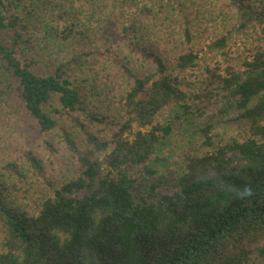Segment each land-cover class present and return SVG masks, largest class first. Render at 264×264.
<instances>
[{
  "label": "trees",
  "instance_id": "1",
  "mask_svg": "<svg viewBox=\"0 0 264 264\" xmlns=\"http://www.w3.org/2000/svg\"><path fill=\"white\" fill-rule=\"evenodd\" d=\"M204 3L0 0V264H264V0ZM11 127L77 163L34 213Z\"/></svg>",
  "mask_w": 264,
  "mask_h": 264
},
{
  "label": "rangeland",
  "instance_id": "2",
  "mask_svg": "<svg viewBox=\"0 0 264 264\" xmlns=\"http://www.w3.org/2000/svg\"><path fill=\"white\" fill-rule=\"evenodd\" d=\"M206 0H196L197 4H203V7L208 6L205 4ZM209 0H207L208 2ZM216 0L217 5L224 6L225 0ZM224 11H228V8L224 6ZM111 90L108 92L106 97L105 105H99V111L108 117L106 123H93L89 125V129L94 131L100 137H108L110 133L117 128L118 122V110L117 104L121 96V91L126 89L127 82L118 81L113 83ZM98 105V104H97ZM236 112L231 111L227 115V119L219 118L215 132H220L224 134H231L238 130L237 124L234 121H229L234 117ZM106 120V119H105ZM227 126H232L228 128ZM13 136L11 137V143L6 146L4 149L5 152L9 153L10 157L17 158L20 163L27 165L28 163L20 157L22 151L26 148L33 150L43 161L44 168L46 169V177L43 175H35L30 170H26L28 185V194L22 198L23 205L25 210H29L34 213L37 209L35 206L41 202L46 195L51 192V186L48 181L55 184L56 186L60 185L66 177L75 175L77 172V163L74 155H72L61 143L58 141L57 136L53 133H45L43 135L34 133V134H23L18 135V132L11 127ZM225 130V131H224ZM235 130V131H231ZM51 139L55 143L56 152L52 153L51 150L42 145V138ZM101 156V155H100ZM38 206V205H37Z\"/></svg>",
  "mask_w": 264,
  "mask_h": 264
}]
</instances>
